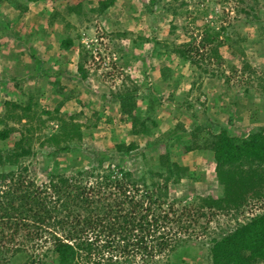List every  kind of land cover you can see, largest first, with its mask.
Returning <instances> with one entry per match:
<instances>
[{"label": "rangeland", "instance_id": "rangeland-1", "mask_svg": "<svg viewBox=\"0 0 264 264\" xmlns=\"http://www.w3.org/2000/svg\"><path fill=\"white\" fill-rule=\"evenodd\" d=\"M206 32L220 65L182 60L177 51ZM3 131V209L2 191L17 198V181L30 192L29 183L88 188L120 170L153 192L152 212L176 241L126 264H213V242L264 213V166L223 172L209 148L221 131L264 132V0H0ZM11 234L0 236V264H58L48 235L33 252L37 241ZM98 261L82 254L73 264Z\"/></svg>", "mask_w": 264, "mask_h": 264}, {"label": "trees", "instance_id": "trees-1", "mask_svg": "<svg viewBox=\"0 0 264 264\" xmlns=\"http://www.w3.org/2000/svg\"><path fill=\"white\" fill-rule=\"evenodd\" d=\"M202 37V45L191 47L189 51L178 50V56L199 67L195 55L199 59L208 55L211 61L214 58L215 63L220 65V46L215 43L210 32ZM64 44L66 49L71 46L70 40H65ZM206 47L209 48L208 54L203 52ZM204 60L207 61V57ZM128 101V97L118 98L123 113L132 115L133 104ZM8 136L7 131L0 132L1 140H6ZM118 147L120 150L121 146ZM209 148L219 170L223 172L225 167L235 168L243 164L257 169L264 166L262 131L246 138L229 136L227 132L221 131L213 137ZM131 149L132 146L128 147V150ZM110 173L108 177L103 174L97 177L96 182L88 188L74 185L68 189L64 187L66 181H62L60 187L53 184L52 188L41 190L29 183L28 187L32 188L30 192L28 188L22 190L21 187L26 185L17 181L15 191L20 193L17 198L10 191H2L1 198L8 200L4 209L0 205V236L6 239L8 230L12 233L10 239L15 241L22 231L26 236L24 241H37L30 248L34 252L40 247L42 249L46 239L41 237L48 235L50 244H53L51 252L58 264H73L82 254L90 257L94 253L99 258L95 264H102L103 261H107V264H126L131 259L130 253L135 256L140 254L146 261L162 255L161 252L165 250L169 251L170 247L175 249L172 245L176 242L175 236L169 237L163 230L165 216H156L152 212L156 211L153 209L156 205L153 192L142 190L127 173L125 175L120 170ZM1 177L3 181L7 179V175ZM107 190L109 194L104 196ZM77 208L81 212H76ZM211 257L213 264L264 262V213L214 241Z\"/></svg>", "mask_w": 264, "mask_h": 264}]
</instances>
